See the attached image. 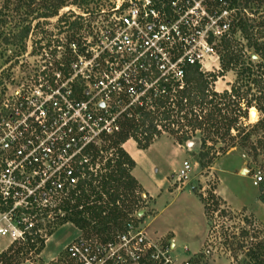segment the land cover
Here are the masks:
<instances>
[{"label": "built area", "instance_id": "obj_1", "mask_svg": "<svg viewBox=\"0 0 264 264\" xmlns=\"http://www.w3.org/2000/svg\"><path fill=\"white\" fill-rule=\"evenodd\" d=\"M232 7L233 0H119L108 20L69 44L65 60L63 44L41 48L36 63L14 66L12 76L0 80L5 249L49 242L72 193L98 169L93 150L120 133L123 119L175 99L188 68L215 73L219 46L233 39ZM191 172L186 161L177 174L179 189ZM262 180L258 172L255 184ZM139 219L132 215L109 237L78 236L47 264H192L178 261L175 241L150 237Z\"/></svg>", "mask_w": 264, "mask_h": 264}, {"label": "rangeland", "instance_id": "obj_2", "mask_svg": "<svg viewBox=\"0 0 264 264\" xmlns=\"http://www.w3.org/2000/svg\"><path fill=\"white\" fill-rule=\"evenodd\" d=\"M118 1L0 0V80L10 78L14 66H32L37 62L36 56L40 55L41 48L49 52L58 42L63 44L61 56L65 60L69 52L67 37L69 39L75 31L66 21L59 22V18L65 16L69 23L77 21L83 24L84 30L78 31L81 37L76 36L78 41L92 33V26L108 20L114 3ZM236 3H240V10L237 11V6L232 7L233 25L237 14L242 11V17L252 26V34L248 41L239 31L234 34L232 30L238 63L233 64V71L226 72L217 80L214 89L216 92L222 90L219 93L230 90L229 84L237 81L242 85L249 74L246 73L245 77L237 74H241L248 64L254 65V71L258 70L256 65H264L251 47L256 40H264V0H236ZM41 13H57V16L39 19ZM78 16L83 20L79 21ZM28 27L32 32L28 39L22 40L19 32ZM222 45L218 48L220 60L212 67L216 73L221 72V57L226 52ZM257 79L255 72L250 81L254 83L252 95H255L257 103H264V99H258L262 96L259 84L255 82ZM242 90L246 91L245 88ZM251 109H255L252 113L257 111V116L252 119ZM234 112L231 114L234 116L232 135L229 138L224 136L227 139L222 145L224 149L216 147V159L208 168L200 165L198 155L202 136L199 132L188 142H181L174 134L163 132L148 150H139L137 154L139 165L134 176L149 192L155 193L158 189V195L151 197L140 185L138 194L142 201L135 214L150 237L166 236L177 240L175 256L178 261L264 264V204L260 200L264 185V149L260 141L264 140V129L258 133H247V126L257 124L262 115L255 107L249 109L248 120L238 119L240 113ZM223 128L220 133H223ZM172 129L180 131L176 126ZM186 161L192 165L191 177L179 189L177 174ZM258 172L263 180L256 185ZM56 225L57 228L49 232V242L42 248L10 246L5 249L9 242L0 239V250H4L0 251V259L6 254L5 261L9 264H47L62 255L65 246L79 235H94L65 220H58Z\"/></svg>", "mask_w": 264, "mask_h": 264}, {"label": "trees", "instance_id": "obj_3", "mask_svg": "<svg viewBox=\"0 0 264 264\" xmlns=\"http://www.w3.org/2000/svg\"><path fill=\"white\" fill-rule=\"evenodd\" d=\"M234 6H237V11L240 10V3L237 4L236 0H233ZM54 16H57V13H41L39 19H48ZM242 16V11H240L235 18L233 33L236 34L239 31L249 41L252 26ZM77 19L83 20L79 16ZM64 21L66 24H70L72 31H75L69 39L67 37L69 46L71 42L77 40L76 36L81 37L78 31H83L84 26L77 21L67 22L68 19L65 16L59 18V22ZM31 32L30 27L20 31L21 39H28ZM234 43L228 41L222 45L226 52L221 57V72L205 74L200 71L199 66L188 68L185 87L176 94L175 99L172 100L169 97L166 100L153 102L148 108H140L138 112H141V117L123 119L120 133L108 138L103 147L93 150V164L100 167L96 172L87 173V179L79 184L72 193L71 199L66 202L65 221L74 223L86 233L91 232L94 235L109 237L116 231L122 230L131 216L138 211L142 201L138 194L141 186L133 175L136 162L124 148L125 143L129 140H133L139 150L145 151L163 132L174 134L179 137L181 142H188L199 132L202 136L201 151L198 155L200 165L202 168H208L216 159V147L220 146L219 150L224 149L222 145H225L227 141L224 136L229 138L232 135L230 134L232 132L231 123L234 122V116L231 114L234 111L240 113L238 119L245 120L248 117L249 109L257 108L262 118L257 124L248 125L247 133H258L264 129V103L256 102L255 95H252V84L254 83L250 82L254 73L257 72L258 79L255 82L259 84V92L262 96L258 99H264V94H262V92L264 93V65H256L258 70L254 71V65L248 64L241 74H237L238 77L240 75L245 77L246 73L249 74L242 85L238 81L232 85L229 84L231 89L221 93L214 89L217 80L224 77L226 72L233 71L235 67L233 64L238 63L237 55L234 54ZM251 47L255 49V53L264 63V40L262 42L256 40L251 44ZM52 54L56 55V53ZM243 88L246 91L243 92ZM252 110L255 109L250 110L251 119L257 113V111L252 113ZM173 126L178 127L180 131L173 130ZM222 126H224V130L222 129L223 133H220ZM237 131L240 133L239 130ZM260 144L264 149V140L260 141ZM261 192L260 200L264 204V185ZM6 256V254L2 255L4 261L0 259V263L9 264L5 261Z\"/></svg>", "mask_w": 264, "mask_h": 264}, {"label": "crops", "instance_id": "obj_4", "mask_svg": "<svg viewBox=\"0 0 264 264\" xmlns=\"http://www.w3.org/2000/svg\"><path fill=\"white\" fill-rule=\"evenodd\" d=\"M229 83V82H228ZM228 88V87H227ZM226 88V89H227ZM218 92L219 91H222V90H217ZM133 143V144H132ZM128 146H130V147H128ZM124 148L126 149V151L131 155V157L134 159V161L136 162V167H135V169L134 170H136L137 168H138V160H137V154L141 151H139V149L137 148V144L133 141V140H129L127 143H125V145H124ZM146 151V150H145ZM176 171V170H175ZM134 171H133V175H134ZM135 177V176H134ZM136 178V177H135ZM138 181V180H137ZM139 182V181H138ZM139 184L146 190V192L152 197V196H156V195H158V189L157 190H155L154 192L155 193H152V192H149L140 182H139ZM65 226V225H64ZM63 227V226H62ZM61 227V228H62ZM78 231V230H77ZM80 236V235H79ZM174 241H175V243L177 244V240L176 239H174V238H172ZM74 240V239H73ZM178 245V244H177Z\"/></svg>", "mask_w": 264, "mask_h": 264}, {"label": "water", "instance_id": "obj_5", "mask_svg": "<svg viewBox=\"0 0 264 264\" xmlns=\"http://www.w3.org/2000/svg\"><path fill=\"white\" fill-rule=\"evenodd\" d=\"M189 144H191V142H189ZM244 171H246V170H244Z\"/></svg>", "mask_w": 264, "mask_h": 264}]
</instances>
